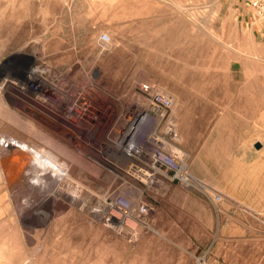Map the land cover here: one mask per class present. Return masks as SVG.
<instances>
[{
    "label": "rangeland",
    "instance_id": "rangeland-1",
    "mask_svg": "<svg viewBox=\"0 0 264 264\" xmlns=\"http://www.w3.org/2000/svg\"><path fill=\"white\" fill-rule=\"evenodd\" d=\"M244 10L241 0H0V139L35 150L41 139L70 167L68 180L97 188L104 181L60 141L58 120L91 153L103 129L90 115L117 110L156 80L177 103L181 146L201 184L175 181L155 195L137 238L95 221L68 194L40 205L41 187L12 192L18 210L27 198L32 205L34 264H264V26ZM40 69L52 84L26 82ZM3 151L0 171L15 180L35 158ZM12 162L21 167L11 173Z\"/></svg>",
    "mask_w": 264,
    "mask_h": 264
},
{
    "label": "built area",
    "instance_id": "built-area-1",
    "mask_svg": "<svg viewBox=\"0 0 264 264\" xmlns=\"http://www.w3.org/2000/svg\"><path fill=\"white\" fill-rule=\"evenodd\" d=\"M246 1L255 18L264 19V0ZM111 39L110 34L103 33L101 47L108 48ZM46 73L57 80L61 76L49 68ZM176 106L174 97L159 82L151 79L140 82L136 92L117 110H110L100 118L97 114L90 115L92 124L103 129L101 138L90 144L91 153L82 147L76 128L58 120L60 132L65 136L60 134V141L72 142L80 156L92 162L90 165L98 173L95 176L104 183L94 188L68 180L70 167L55 157L52 158L55 163L41 173L43 187L47 193L52 187V197L59 203L68 194L95 221L137 238L140 226L149 224L155 195H161L175 181L190 189L201 188L191 172L189 154L181 146ZM36 151L44 154L42 150Z\"/></svg>",
    "mask_w": 264,
    "mask_h": 264
},
{
    "label": "crops",
    "instance_id": "crops-1",
    "mask_svg": "<svg viewBox=\"0 0 264 264\" xmlns=\"http://www.w3.org/2000/svg\"><path fill=\"white\" fill-rule=\"evenodd\" d=\"M241 1L242 6L245 8L243 11L244 13L242 14L243 17L245 18L246 14L249 16L250 13L252 18H255L252 11L250 9L249 11L247 10V6H249L247 1ZM249 24L250 26H253L252 21H250ZM260 24L264 26V19ZM37 140L39 141L37 145L42 146L40 150L44 152V155L51 156V158L56 157L57 150L54 147H51L39 138H37ZM21 142L31 146L24 140H21ZM9 150L19 152L14 146L9 148ZM21 152H27L30 154L24 148H22ZM51 163L53 162H47L46 164L49 166ZM20 167V164L19 166H16L12 162L9 166V169L12 173V168L18 170ZM7 172L5 174V172L0 171V181L2 182L3 180L5 183H7V185L0 184V264H34V261L31 259V255L36 254V249H34V247L36 248L38 246L35 242L39 241V239H30L26 230L28 228V224L30 223L28 213H31L29 211L32 207H27V198L26 208L24 207L18 210L17 204L14 201V197L11 194L12 192H20L21 197L23 198L24 194L28 196L27 194H29L31 189H36L37 192L40 191V187L42 190L44 189L46 191V189L43 187V185H38V178L36 177L39 175V170L37 167H35L33 161L29 163L26 172L20 175L19 179L15 180L13 174H9V170H7ZM7 194H10V199Z\"/></svg>",
    "mask_w": 264,
    "mask_h": 264
},
{
    "label": "bare ground",
    "instance_id": "bare-ground-1",
    "mask_svg": "<svg viewBox=\"0 0 264 264\" xmlns=\"http://www.w3.org/2000/svg\"><path fill=\"white\" fill-rule=\"evenodd\" d=\"M43 70V69H42ZM42 70L40 69V71H33V73H32V75L29 77V76H27L28 78L26 79V82H30L31 80H33V79H37V80H39V79H41L42 81H45V82H47V81H50V82H48V83H53L51 80H48L49 78H45V77H41V74H38V73H40V72H42ZM35 73H37V75H40L38 78H37V76L35 75ZM40 80V81H41ZM31 90H33L34 91V89L33 88H31ZM25 105L28 107V108H31L32 107V105L30 104V103H28V102H26L25 103ZM5 140V141H8L7 143L6 142H3L2 140ZM1 138L0 139V141H1V144L0 145H3V150L4 151H6V152H8V151H10L9 150V148H12L13 146L15 147V148H17V150L19 151V152H21V150H22V148H24V149H26L30 154H32V156H34L35 158H33V164L35 165V167H37L38 168V170H39V176H41V173H43V172H47V170H45L46 169V167H47V162H53V163H55V160L54 159H52L51 158V156H49L48 157V155H44V154H42L40 151H36L35 149H33V147L32 146H28L26 143H22L21 142V140H19L18 138H16V137H12V136H6V137H4V138ZM8 144V146H6ZM22 147V148H21ZM3 151V152H4ZM43 171V172H42ZM67 176H71V174H67L66 175V177ZM39 181V180H38ZM39 184L38 185H42L43 184V181L40 179V181L38 182ZM44 194H43V196L41 197V198H38V199H42V202L40 203H37V204H40V205H42V203H43V201H45V200H47L48 198H51L53 195L52 194H50V193H47V190L45 191L44 190ZM53 193V192H52ZM50 194V195H49ZM45 199V200H44ZM72 201V200H71ZM30 207H32V205H30Z\"/></svg>",
    "mask_w": 264,
    "mask_h": 264
},
{
    "label": "water",
    "instance_id": "water-1",
    "mask_svg": "<svg viewBox=\"0 0 264 264\" xmlns=\"http://www.w3.org/2000/svg\"><path fill=\"white\" fill-rule=\"evenodd\" d=\"M258 146H260V144H258Z\"/></svg>",
    "mask_w": 264,
    "mask_h": 264
}]
</instances>
